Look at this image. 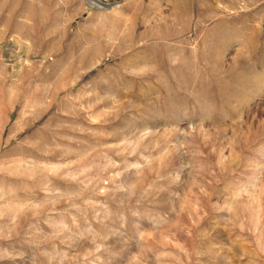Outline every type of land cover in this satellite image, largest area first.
<instances>
[{"label":"rangeland","instance_id":"obj_1","mask_svg":"<svg viewBox=\"0 0 264 264\" xmlns=\"http://www.w3.org/2000/svg\"><path fill=\"white\" fill-rule=\"evenodd\" d=\"M116 3L0 0V264H264V0Z\"/></svg>","mask_w":264,"mask_h":264},{"label":"bare ground","instance_id":"obj_2","mask_svg":"<svg viewBox=\"0 0 264 264\" xmlns=\"http://www.w3.org/2000/svg\"><path fill=\"white\" fill-rule=\"evenodd\" d=\"M92 1V0H91ZM100 4L104 5V6H108V7H105L106 8H110L111 6L110 5H113V4H118V3H114L113 4H110L108 2H110L109 0H97ZM99 6V4H98ZM114 6V5H113ZM85 53H87L86 55L90 54V51L87 50V52L85 51ZM80 57H82V54L80 55ZM82 61V60H81Z\"/></svg>","mask_w":264,"mask_h":264},{"label":"water","instance_id":"obj_3","mask_svg":"<svg viewBox=\"0 0 264 264\" xmlns=\"http://www.w3.org/2000/svg\"><path fill=\"white\" fill-rule=\"evenodd\" d=\"M109 1L110 2H108V3L113 4V2L116 3L118 0H109Z\"/></svg>","mask_w":264,"mask_h":264}]
</instances>
